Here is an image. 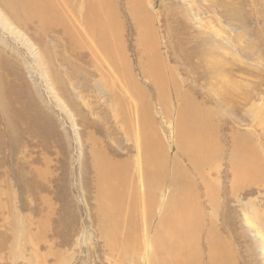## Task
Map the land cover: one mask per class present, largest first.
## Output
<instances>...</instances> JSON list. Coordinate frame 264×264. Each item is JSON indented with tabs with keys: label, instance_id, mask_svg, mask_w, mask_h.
<instances>
[{
	"label": "rangeland",
	"instance_id": "1",
	"mask_svg": "<svg viewBox=\"0 0 264 264\" xmlns=\"http://www.w3.org/2000/svg\"><path fill=\"white\" fill-rule=\"evenodd\" d=\"M80 4L44 47L0 12V264H149L172 177L200 264H264V0Z\"/></svg>",
	"mask_w": 264,
	"mask_h": 264
},
{
	"label": "bare ground",
	"instance_id": "2",
	"mask_svg": "<svg viewBox=\"0 0 264 264\" xmlns=\"http://www.w3.org/2000/svg\"><path fill=\"white\" fill-rule=\"evenodd\" d=\"M96 1H98V0H96ZM103 1L104 0H101V2H103ZM86 9H88V6ZM82 10H83V8L80 4V0H0V12L3 15L2 18H4V15L6 17L4 19L5 24L7 23L9 27L11 25H14L16 27H21V28L27 29L29 31L30 25L31 24L33 25V23H34L35 24V34L38 36V39H36V41L38 42L39 45H42V47H44L43 45H45L44 44L45 38L50 37V36H46V34L52 33V32L54 33L56 31L55 27H57L59 29V33L62 35L63 39L67 38V36L69 35V31H70V25H69V22L67 21L68 20L67 19V17H68L67 13H75V15H78L77 18H79V17L81 18L83 16V15H81ZM69 17H71V16H69ZM81 21L84 24V21L83 20H81ZM101 26L103 27V24H101ZM5 28H6V26H5ZM97 30H99V29H97ZM91 31H93V30H91ZM39 36H42V37H39ZM73 43H75V42H73ZM5 61L6 60H4L3 58L0 59V71L2 72L3 76H4V73L6 74V72H8V69L10 71L12 70V68H9L6 66L7 62L5 63ZM112 62H114V61H112ZM13 73H15V72H13ZM0 91H1V89H0ZM0 94H1V92H0ZM0 99L2 101L1 95H0ZM184 110H185V108H184ZM185 111H188V110H185ZM182 134L179 135V137L177 138L179 148L181 150L182 149L187 150L188 147H186V145L189 144V147H190V148H188L189 151L192 153L197 152L199 150L196 148L198 146V145L196 146L198 137H192L190 139L184 138L186 140V142H185L183 137H182ZM190 135H191V132H190ZM210 136H212V135H210ZM193 149H195V150H193ZM156 154H157V152H156ZM212 154H213V152H212ZM157 157H158V155H157ZM146 158H148V160H149V165L154 167L153 171L148 170L147 179L148 180L151 178L155 179V180H152L150 182L151 184L148 187H150L152 189L160 188L159 187L161 184L160 178H162V175H163V171L161 170L162 165L160 164V162H155L148 154H146ZM194 159H195L194 166L198 167V164H201L200 159H199V157H196ZM191 161H193V160H191ZM146 164H148V163H146ZM147 167H148V165H147ZM191 167H193V166H191ZM163 168H164V166H163ZM181 168H179V169H181ZM109 169L111 170L110 175L107 178L105 177V178L101 179V183H102V180H106V182L110 186L111 185L112 186H115V185L118 186L121 181H120V178L115 173L114 165L111 164L109 166ZM194 169H195V167L193 168V170ZM181 171H183V170H181ZM164 172H165V170H164ZM182 173H184V172H182ZM122 174L124 175V173H122ZM174 174H175V172H174ZM141 175H142V173H141ZM177 175L180 176L179 174H177ZM183 175H186V174H183ZM178 178H180V177H178ZM162 183H163V181H162ZM169 184H170V186L174 187V192H172L170 199L173 201H178V203L176 205H172L170 203H167L166 206L164 207L167 218L161 219L159 225L161 226V229L168 227V230L157 235L156 238H154L155 239V241H154L155 246H154L153 251H152L153 255L150 256V262L148 261V263L149 264H200L198 256L196 254H194L195 252L193 254L191 253V251H193L194 249L189 250V246H188V241L194 236L196 230H198L196 228L199 225V221L197 218V211L195 210V208H193L189 204L188 205L181 204V201L184 199L187 200L188 197L186 196L187 193L183 192V191H185L184 186L181 183H179L175 177L171 178ZM102 187H104V186H102ZM99 189H101V188H99ZM132 192H133V190H132ZM192 192H193V190H192ZM115 193L116 192L114 189L110 192V194H115ZM142 193H145V191ZM107 196H109V195L107 194ZM98 199H100V198H98ZM191 202L192 201L190 199V203ZM109 205H111V203ZM118 206L119 205H112V209L114 210L115 208H118ZM192 210L196 211L195 214H192V212H191ZM201 212H203V211H201ZM200 215H202V214H200ZM110 218H114V214H112V216H110ZM200 221H203V220L201 219ZM119 222H120L119 219H112L110 221V225L113 228H118ZM122 223H123V221H122ZM212 227H214V226L212 225ZM215 231H216V229H215ZM168 240L174 241L171 246L170 245L168 246L165 243H164L165 245L161 244L162 241H168ZM211 242H213V241H211ZM109 245H110V243H109ZM224 249L226 251L227 246L224 243H219L218 247L216 249H214L213 252L211 251L212 255L210 256V258L208 260V264H226L225 263L226 262V256L228 254L226 255Z\"/></svg>",
	"mask_w": 264,
	"mask_h": 264
}]
</instances>
